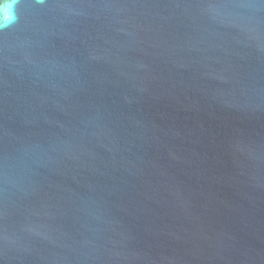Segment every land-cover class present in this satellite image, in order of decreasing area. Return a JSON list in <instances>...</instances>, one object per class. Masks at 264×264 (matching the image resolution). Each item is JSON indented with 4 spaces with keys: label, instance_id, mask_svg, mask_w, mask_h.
<instances>
[{
    "label": "water",
    "instance_id": "95a60500",
    "mask_svg": "<svg viewBox=\"0 0 264 264\" xmlns=\"http://www.w3.org/2000/svg\"><path fill=\"white\" fill-rule=\"evenodd\" d=\"M0 29V264H264V0H18Z\"/></svg>",
    "mask_w": 264,
    "mask_h": 264
},
{
    "label": "clouds",
    "instance_id": "9594fccd",
    "mask_svg": "<svg viewBox=\"0 0 264 264\" xmlns=\"http://www.w3.org/2000/svg\"><path fill=\"white\" fill-rule=\"evenodd\" d=\"M17 2L18 0H0V29L10 27L16 22Z\"/></svg>",
    "mask_w": 264,
    "mask_h": 264
}]
</instances>
